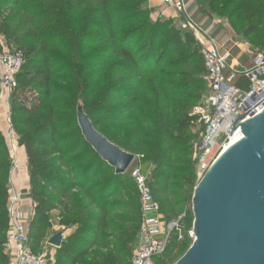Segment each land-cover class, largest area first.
Segmentation results:
<instances>
[{
    "label": "trees",
    "instance_id": "1",
    "mask_svg": "<svg viewBox=\"0 0 264 264\" xmlns=\"http://www.w3.org/2000/svg\"><path fill=\"white\" fill-rule=\"evenodd\" d=\"M146 2L33 0L25 23L13 27L15 18L7 15L0 24L10 47L24 61L11 110L19 145L28 157L32 251L44 252L54 226L69 232L52 264H131L142 243L139 189L130 176L116 175L86 143L77 123L79 101L98 132L141 157L165 222L186 212L185 231L192 227L196 171L192 141L197 138L192 129L198 118L191 114L201 96L185 99L184 87L193 76L183 70L175 73L172 66L191 60L197 62L191 72L206 80L207 72L193 36L176 30L173 20L152 21ZM194 2L209 17H226L254 50H264V0ZM66 69L72 72L71 85L55 90L57 77ZM92 72L98 77L96 88L88 84ZM145 78L147 93L136 87ZM168 79L175 80L170 90L164 88ZM237 86L247 90L250 83L241 77ZM106 117L135 126L117 140L104 130ZM179 165L181 178L174 184L171 172ZM11 169L0 124V264L11 263L5 252ZM191 245L186 232L182 240L172 234L156 264L177 262Z\"/></svg>",
    "mask_w": 264,
    "mask_h": 264
},
{
    "label": "built area",
    "instance_id": "2",
    "mask_svg": "<svg viewBox=\"0 0 264 264\" xmlns=\"http://www.w3.org/2000/svg\"><path fill=\"white\" fill-rule=\"evenodd\" d=\"M164 1L179 17H182L184 28L189 29L196 36L207 72L209 95L206 97V102L196 106L191 114L204 125L201 140L194 146L192 156L196 164L195 182L199 184L213 163L225 151L226 146L230 144L232 137L241 133L239 125L264 110V50L260 52L254 50L244 39L239 43L234 42L231 48L227 44H219L188 14L185 0ZM151 17L154 21H158L162 20L163 16L160 13H153ZM234 50L245 51L253 56L252 66L240 70L241 63L233 56ZM23 63L22 55L0 37V103L9 106L5 137L12 160L8 197L10 233L6 250L10 254V264H52L53 259L48 253L36 254L32 251L29 240L30 224L34 217L32 199L29 203L32 207L29 219L22 210V193L11 185L13 177L22 167L18 160L19 137L12 122L11 101L18 88L17 78ZM241 77L249 81V89L244 90L237 86V81ZM251 109L253 110L250 111ZM247 112L249 113L242 121L235 123L238 116H243ZM234 123L239 127L231 135ZM220 138H222L221 142H219ZM148 176V173L143 172L142 165L133 168L130 173V177L139 189L142 206V245L133 256L131 264H156L155 259L164 254L172 234H177L179 240H182L186 232L192 243L195 241L193 224L185 231L186 212L176 221L165 222L160 206L153 198ZM57 229L58 227L54 226V231Z\"/></svg>",
    "mask_w": 264,
    "mask_h": 264
},
{
    "label": "water",
    "instance_id": "3",
    "mask_svg": "<svg viewBox=\"0 0 264 264\" xmlns=\"http://www.w3.org/2000/svg\"><path fill=\"white\" fill-rule=\"evenodd\" d=\"M76 113L86 143L116 175H126L137 156L98 132L83 103ZM235 123L231 135L240 126L243 139L222 153L195 187V241L175 264H264V110ZM64 240L60 231L48 244L59 249Z\"/></svg>",
    "mask_w": 264,
    "mask_h": 264
},
{
    "label": "rangeland",
    "instance_id": "4",
    "mask_svg": "<svg viewBox=\"0 0 264 264\" xmlns=\"http://www.w3.org/2000/svg\"><path fill=\"white\" fill-rule=\"evenodd\" d=\"M31 6H33V0H0V24H1V22L4 21V19L6 18L7 15H10V16L13 15L14 16V18H15L14 23L15 24L12 25L13 27L15 25L25 23L26 22V16L31 14V12H30ZM28 12H30V13H28ZM151 14H152V12H151ZM205 15H207V14H205ZM179 18H180L179 20H182V23H178V22L173 21L175 29L181 31V33H185V34L188 33V34L192 35L194 40L196 41V36L194 35V33L192 31H190L189 29H185L183 26L184 21H183L182 17H179ZM211 18L212 19L213 18H220L223 20L227 19L226 17H220V15H217V14H214ZM151 19H152V17H151ZM152 21H154V20L152 19ZM154 22H157V21H154ZM33 24L35 26H37L36 24H39V22H36ZM227 24L230 27L228 21H227ZM31 25H32L31 22H29L28 26H31ZM232 33H233V36H235V38L238 37L237 40L242 39L240 34L237 35V33H235L233 30H232ZM0 37H2L5 41L8 42V38L1 31H0ZM196 43L198 44L197 41H196ZM62 52L66 56H70L68 53V49H66L64 47L62 48ZM183 56L184 55L180 56L179 58H181ZM196 66H197L196 61H191V60L179 61L178 64L172 66V71L177 73V72L183 70L184 74H186L188 76H193L192 77V83L190 85H185V87H184L185 91L183 94L186 96L185 99L188 101H193L195 99H198L199 96H201V98L199 99L197 104H203L206 102V97L209 95V92H204L207 88L209 90V84L207 83L208 81L206 80L205 76L204 77L203 76L198 77L194 72H191L193 70L192 67L196 68ZM70 73H72L71 70L66 69L59 76V78L57 77V80L55 81V85H54L55 90L60 89L62 87H68L71 85L72 80H71ZM200 78H203V80L201 81ZM174 81L175 80H173V79H171V80L168 79L167 81H165L164 88L167 90L172 89L173 88L172 83ZM97 82H98V77H97L95 72H92V74L90 76H88V84H90L91 88H96L95 85L97 84ZM136 87L140 89L139 91L147 93L148 92L147 79L146 78L143 79L141 81V83L139 85H137ZM79 102L82 103V101H79ZM103 120H104L103 121L104 130L106 132H109L110 135L117 140L119 138H126L127 134L129 132H131V130L135 126V123L133 124L131 122H120L118 120H112V119L107 118V117H106V119H103ZM203 129H204V125L199 120H197L194 128L192 129V134L195 137H197L195 140L192 141L193 149H194V146L200 142L201 137H202V133H203ZM221 140H222V138H220L219 142H221ZM139 165H142V159H141V157L137 156L135 162L133 163V165L131 166V168L129 169V171L127 172L126 175L130 176L131 170L133 168L139 166ZM181 167H182V165H179L176 170H173L171 172V178H172L174 184H177L178 180L181 178ZM152 169L149 168L150 172L152 171ZM148 178H149V180H151L150 175L148 176ZM197 185L198 184L196 182L193 184L194 189ZM175 263H173V264H175Z\"/></svg>",
    "mask_w": 264,
    "mask_h": 264
},
{
    "label": "crops",
    "instance_id": "5",
    "mask_svg": "<svg viewBox=\"0 0 264 264\" xmlns=\"http://www.w3.org/2000/svg\"><path fill=\"white\" fill-rule=\"evenodd\" d=\"M185 2H186L187 12L193 18L195 23L200 28L207 31L209 33V35L211 37H213L219 44H227V46L231 48V46L234 42L239 43L241 41V40H237L238 37L235 38V36H233L232 29H231V27L228 26L226 20H223L220 18H213L212 19L211 17L203 14L199 10L197 5L195 4L194 0H185ZM145 8L147 10L151 11L152 14L153 13L154 14L160 13L161 16H163L162 20H173L175 22L182 23V20H179L180 19L179 16L174 12V10H172L165 3L164 0H147V2L145 4ZM233 56L236 57V59H238L240 61V63H241V66L239 68L240 70H245V69L252 66V63L254 60L253 56L248 55L245 51L240 52L238 50H234ZM8 107L9 106L6 105L5 103H2V102L0 103V124H1V128L4 131V133L6 132V127H7L6 122H7ZM18 160H19L20 166H22V167L19 170V172H17L15 174V176L13 177L11 185L14 186V188L17 191L22 193V195H23L22 210L24 211L26 216L29 217V219H30L32 207L29 204L30 199H31V195L29 192V190H30V175H29V170H28V157H27V154H26L24 147H21L20 145H19V158H18ZM58 216H59L58 211H55L52 213V217L54 218L55 223H57ZM60 231L64 232V239H66L67 236L69 235V232L66 230H61L59 228L54 232L58 233ZM53 235H51L50 238ZM49 239H48V241H49ZM48 241L46 243L44 252L48 253L49 256H51L52 259H54V256L56 253V248L50 246L48 244ZM141 245H142V243L139 245L137 251L139 250ZM5 252L10 257V254L8 253V251L6 250Z\"/></svg>",
    "mask_w": 264,
    "mask_h": 264
},
{
    "label": "bare ground",
    "instance_id": "6",
    "mask_svg": "<svg viewBox=\"0 0 264 264\" xmlns=\"http://www.w3.org/2000/svg\"><path fill=\"white\" fill-rule=\"evenodd\" d=\"M241 139H243V134L242 133H239L238 135L232 137L230 144L228 146H226V149H225L224 152H226L231 146H233L235 143H237Z\"/></svg>",
    "mask_w": 264,
    "mask_h": 264
}]
</instances>
